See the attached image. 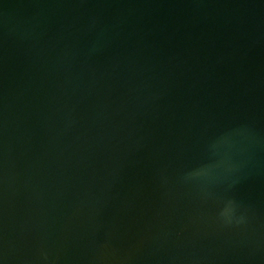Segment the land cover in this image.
Masks as SVG:
<instances>
[{
    "label": "water",
    "instance_id": "obj_1",
    "mask_svg": "<svg viewBox=\"0 0 264 264\" xmlns=\"http://www.w3.org/2000/svg\"><path fill=\"white\" fill-rule=\"evenodd\" d=\"M0 264H264V0H0Z\"/></svg>",
    "mask_w": 264,
    "mask_h": 264
}]
</instances>
